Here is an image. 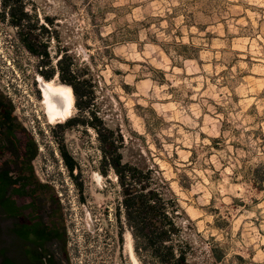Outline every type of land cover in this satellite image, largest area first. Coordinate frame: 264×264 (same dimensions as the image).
<instances>
[{"label": "rangeland", "instance_id": "obj_1", "mask_svg": "<svg viewBox=\"0 0 264 264\" xmlns=\"http://www.w3.org/2000/svg\"><path fill=\"white\" fill-rule=\"evenodd\" d=\"M4 1L0 89L38 145L39 181L62 193L70 261L134 264L131 243L138 264H157L127 223L116 151L175 200L191 264H264V0H22L40 20L33 31L46 43L45 60L22 44L23 28L4 17ZM66 58L91 84L88 110L62 78ZM53 68L51 78L42 74ZM39 77L73 88L66 122L48 120ZM69 121L78 122L59 128ZM92 123L110 133L113 150Z\"/></svg>", "mask_w": 264, "mask_h": 264}, {"label": "trees", "instance_id": "obj_2", "mask_svg": "<svg viewBox=\"0 0 264 264\" xmlns=\"http://www.w3.org/2000/svg\"><path fill=\"white\" fill-rule=\"evenodd\" d=\"M16 24L18 25V23ZM21 40L25 48L33 55L42 56L44 53L46 45L34 43L29 34L23 36ZM71 64L68 58L59 63L62 78L66 83L73 86L76 96L80 99L78 106L82 111H85L90 109L92 104L91 84L88 80L80 79L72 71ZM53 73L54 69L49 73L42 70V74L47 78H51ZM7 100L10 103V113H12L14 107L11 101ZM2 101L0 100L1 103ZM13 117L10 115L8 122L1 128L6 129L5 134L8 136L10 145H15L19 151L24 146L26 151L22 154L20 152L16 159L24 166L23 175L19 174L17 178L11 174L12 170L8 163H0V264H60L61 259L58 257V251L62 245H66L67 236L57 195L54 198L58 205L56 214L49 212V209L43 204V214L38 215L36 211H33L31 216L27 217L24 211L31 208L32 205L21 208L15 205L13 195H28L26 188L32 183L30 178H36L32 163L38 156V145L22 125L13 123ZM96 120L98 121V119ZM76 122L78 121H69L66 126L60 125L59 128L64 130ZM91 126L102 134L101 126L94 123ZM103 130L106 132L105 135L102 134L106 148L113 150L114 142L110 141V133L105 128ZM16 132H19L21 138H17ZM55 134L59 142L63 163L77 182L79 189L82 190L83 184L78 182L79 177L74 174L77 163L66 149L63 138L59 137V132L56 131ZM108 152L111 153V151ZM113 152L110 154L112 164L124 189L123 207L127 223L133 229L138 241V248L149 252L153 262L157 264H191L188 261L191 246L187 242L180 241L182 229L175 221V212L177 211L174 209L176 207L175 200L163 196L157 189L150 188V172L146 174L137 167L123 164L122 156L116 151ZM106 156L105 153L107 160ZM21 181L23 184L20 183ZM48 188V185L40 183L42 194L45 195ZM44 200L45 198L42 199V203ZM47 217H54L57 220L49 221ZM117 218L122 232L123 223L120 207H118ZM215 257L219 261L222 259L218 253H215Z\"/></svg>", "mask_w": 264, "mask_h": 264}, {"label": "flooded vegetation", "instance_id": "obj_3", "mask_svg": "<svg viewBox=\"0 0 264 264\" xmlns=\"http://www.w3.org/2000/svg\"><path fill=\"white\" fill-rule=\"evenodd\" d=\"M4 3H5V5H4V17H6V16L9 17L12 24L18 23L19 27L23 28L21 30L22 37L26 36V34H29L34 43H37L38 45L41 44L42 43L41 35H39L37 33L35 34V32L33 31V29L37 28V26L40 22L39 18L37 16H32L30 14V11L25 9V5L23 4L22 0H5ZM43 44H46V43H43ZM37 57L41 58L42 60H45L46 58L49 57L46 47H45V51L42 54V56H37ZM39 79H40V77H39ZM46 82H48V81H46ZM55 83H56V81H55ZM62 85L69 86L66 84H62ZM39 92H40L42 101H44L42 98V92L40 90V87H39ZM7 99H9V98L0 89V100H3L2 103L0 102L1 103L0 104V163L1 164L8 163V165L10 166V168L12 170L11 174L14 176V178H17V176L19 174L23 175L24 166L22 165V163L17 162L16 159L20 155L19 153L21 152V154H22L23 152L26 151V149L24 148V146H22V150L19 151V150H17L15 145H10L8 143V140H9L8 136L5 134L6 129L1 128L2 125L6 124L8 122L10 115L14 116L13 117V123H15L17 125H19V124L22 125V120L20 118L16 117V113L14 112V110L12 111V113H10V103L8 102ZM58 124H61V123L59 122ZM15 135L17 136V138H21V135L19 134V132H16ZM33 172H34V175L36 176V178H35L36 180L34 178H33L34 179L33 180L32 177L30 178V181L32 183L29 186H27V188H26L28 195H20V194L13 195V197L15 198L14 199L15 205L17 207H20V208L27 206V205L28 206L32 205L31 208H28L24 211V214L27 217L31 216L33 211H36V214H38V215L43 214V211H42L43 210V204L45 205L46 208L49 209V212H55V214H56L58 211V205L54 201L56 194L52 191V189L49 185H48L49 188L47 189V192L45 193V195L42 194V192L40 190V183L45 184V185H47V184L43 181L42 182L39 181V179H38V177L34 171V168H33ZM29 175L32 176L31 173H29ZM20 183L23 184V181H21ZM43 198H45V200L42 203ZM57 199L60 203V199L59 198H57ZM60 212L63 216L62 209L60 210ZM33 215H35V214H33ZM47 219L49 221L57 220V218H54V217L53 218L47 217ZM64 227L66 230L67 242H66V245L65 246L62 245L60 251H58V257H59V259H61L60 264H73L72 261H70V259H69V246H70L68 243V234L69 233H68V227L66 226L65 222H64Z\"/></svg>", "mask_w": 264, "mask_h": 264}, {"label": "bare ground", "instance_id": "obj_4", "mask_svg": "<svg viewBox=\"0 0 264 264\" xmlns=\"http://www.w3.org/2000/svg\"><path fill=\"white\" fill-rule=\"evenodd\" d=\"M43 94L45 96L43 104L48 120L51 123H59L71 117L74 112V95L70 87L55 83V81H42ZM44 84V85H43ZM95 179L99 184H102V177L99 174L95 175ZM129 249L132 252L134 264H138L133 255L131 243Z\"/></svg>", "mask_w": 264, "mask_h": 264}, {"label": "water", "instance_id": "obj_5", "mask_svg": "<svg viewBox=\"0 0 264 264\" xmlns=\"http://www.w3.org/2000/svg\"><path fill=\"white\" fill-rule=\"evenodd\" d=\"M41 79H42V81H45L46 82V80L44 79V78H42V77H40ZM38 82V84H39V87H40V90H41V92H42V98H43V100H44V98H45V96H44V94H43V86H42V83H41V81L40 80H38L37 81ZM44 85V84H43ZM68 87H70L71 88V90H72V92H73V88L71 87V86H68ZM74 93V92H73ZM74 95V94H73ZM68 119V118H67ZM66 119V120H67ZM65 120V121H66ZM65 121H63V122H65ZM60 123H62V122H60ZM129 240H130V238H127V243L129 242ZM128 249V248H127Z\"/></svg>", "mask_w": 264, "mask_h": 264}, {"label": "built area", "instance_id": "obj_6", "mask_svg": "<svg viewBox=\"0 0 264 264\" xmlns=\"http://www.w3.org/2000/svg\"><path fill=\"white\" fill-rule=\"evenodd\" d=\"M34 133H36V130H34ZM81 166L83 167V168H86V165H84V163H81ZM58 195H59V199L62 201V199H61V197H62V193H58ZM110 221L112 222L113 220L112 219H110ZM68 233L70 234V230H69V228H68ZM73 263V262H72ZM74 264V263H73Z\"/></svg>", "mask_w": 264, "mask_h": 264}]
</instances>
